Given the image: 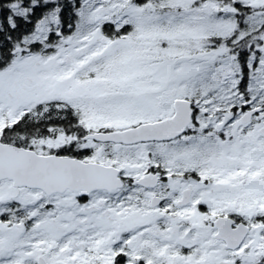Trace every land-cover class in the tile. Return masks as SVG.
<instances>
[{
	"label": "snow or ice",
	"instance_id": "1",
	"mask_svg": "<svg viewBox=\"0 0 264 264\" xmlns=\"http://www.w3.org/2000/svg\"><path fill=\"white\" fill-rule=\"evenodd\" d=\"M0 264H264V0H0Z\"/></svg>",
	"mask_w": 264,
	"mask_h": 264
}]
</instances>
